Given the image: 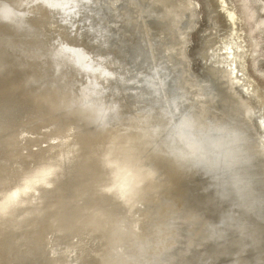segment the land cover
Returning <instances> with one entry per match:
<instances>
[{
	"label": "bare ground",
	"instance_id": "6f19581e",
	"mask_svg": "<svg viewBox=\"0 0 264 264\" xmlns=\"http://www.w3.org/2000/svg\"><path fill=\"white\" fill-rule=\"evenodd\" d=\"M88 2L101 41L72 17ZM241 18L237 0H0V264H264V91ZM190 149L231 182L225 213Z\"/></svg>",
	"mask_w": 264,
	"mask_h": 264
},
{
	"label": "water",
	"instance_id": "95a60500",
	"mask_svg": "<svg viewBox=\"0 0 264 264\" xmlns=\"http://www.w3.org/2000/svg\"><path fill=\"white\" fill-rule=\"evenodd\" d=\"M228 2H230V0H227ZM100 3H102V0H99ZM122 1H118L114 6L117 7V5H120ZM84 4H86L84 2ZM199 11H201V6L198 5ZM95 9V11L99 10V6L98 4L96 5H92L88 2V6H79L75 12V15L72 16L74 17L75 20L80 21L81 23H83V25H81V28H83L84 26H88L89 24L86 23L85 18H87V21H91L93 23V29H91L89 31L90 34H93L92 36H95L96 39H98L99 41H101V37L104 36L105 34H99L94 32L96 28L95 25V20L93 19L94 16L92 17V12ZM96 13V12H95ZM100 15H102L100 13ZM203 15V12L201 13V16ZM14 25V24H12ZM151 36H149L150 40L152 42H156L158 41L156 36H155V32L154 30H152L151 32ZM107 35V34H106ZM193 35V34H192ZM194 36V35H193ZM124 38L127 41H132L133 39H135L132 35H130L129 33H125L124 34ZM242 42V41H241ZM239 41V44L241 45V47H244V44ZM190 43V42H189ZM196 45V41H195V37H192L191 40V44L188 45V49L187 52L189 53V66L191 68V70L198 76H201L203 74V70L204 67L206 66H213L212 63L208 62V60H202L200 59V57L194 53V46ZM234 51L235 52H242V49L240 48V46L238 45L237 40L234 41ZM131 46L128 44L124 45L123 50H120L121 56L123 55L122 58H129L130 57V53L132 50ZM154 49V48H153ZM245 50V48H244ZM233 51V52H234ZM153 53V58L155 60H159L162 58L161 54H160V50L158 49H154L152 51ZM242 60L244 62V58H245V62H246V68H247V72L249 74V76H251V78L256 81L257 83L261 84V81L259 80V78L257 77L256 74H254L252 72V70L250 69V67L247 65V55H246V50L245 53L243 55L242 52ZM135 68H133L134 70L139 69L140 67V63L134 64ZM134 75V74H133ZM205 76V74H203ZM131 76V74L129 75ZM127 77V76H126ZM127 87L128 90H132V89H137L138 87H142V79L138 81H136V83H132V84H127L125 85ZM187 164L190 163V161L186 162ZM192 168L193 170L196 171V176L199 177L200 180V186L201 189L204 188L206 190V193L204 194V196H207V202H206V207L209 209V213H212V210H218L217 212L219 213H225V209H227V204L228 201L230 200V197H232V184L229 181V179L220 174L219 172L217 173V171L214 170H210V168L208 166H206L205 164L201 163V164H197L195 162H192ZM203 164V165H202ZM230 203V201H229ZM264 208V207H263ZM229 211V210H227ZM224 215V214H222ZM223 260H217L214 264H223Z\"/></svg>",
	"mask_w": 264,
	"mask_h": 264
},
{
	"label": "rangeland",
	"instance_id": "374dc122",
	"mask_svg": "<svg viewBox=\"0 0 264 264\" xmlns=\"http://www.w3.org/2000/svg\"><path fill=\"white\" fill-rule=\"evenodd\" d=\"M237 1L242 13V34L245 37L243 44L246 47L247 65L257 75L261 84L254 81L251 76L249 78L264 91V0Z\"/></svg>",
	"mask_w": 264,
	"mask_h": 264
},
{
	"label": "clouds",
	"instance_id": "9594fccd",
	"mask_svg": "<svg viewBox=\"0 0 264 264\" xmlns=\"http://www.w3.org/2000/svg\"><path fill=\"white\" fill-rule=\"evenodd\" d=\"M218 131L222 134L220 139L216 142L214 145L215 147L228 149L229 145L234 144L236 142L235 140V133L229 132L226 128H220ZM181 158L184 159H191L197 164L201 163H207V157L203 153H197L195 151H192L191 149L187 152H179L178 153Z\"/></svg>",
	"mask_w": 264,
	"mask_h": 264
}]
</instances>
